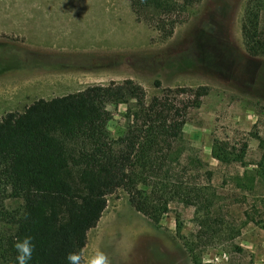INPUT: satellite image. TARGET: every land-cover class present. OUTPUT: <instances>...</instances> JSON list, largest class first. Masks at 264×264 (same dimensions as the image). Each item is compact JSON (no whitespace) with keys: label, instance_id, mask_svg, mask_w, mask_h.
I'll list each match as a JSON object with an SVG mask.
<instances>
[{"label":"rangeland","instance_id":"374dc122","mask_svg":"<svg viewBox=\"0 0 264 264\" xmlns=\"http://www.w3.org/2000/svg\"><path fill=\"white\" fill-rule=\"evenodd\" d=\"M15 1L0 0V116L22 111L38 98L126 78L140 84L147 99L168 88H208L199 105L188 108L182 140L174 145L182 151L181 158H197L206 165L196 171L182 160L189 179L215 193L212 211L223 220L219 237L211 245L197 242L200 213L193 206L171 202L156 223L135 211L126 193L117 189L88 230L82 253L100 248L111 264H264V178L258 176V164L264 165V57L248 55L243 46L247 0H201L177 17L181 22L167 39L153 22L138 21L132 12L129 35L116 37L113 50L41 60L52 65L46 70L77 71L76 76L44 77L45 82H24L30 62L38 58L3 33L10 28ZM256 8L264 20V8ZM123 21L127 29L122 19L115 20L116 29ZM126 108L124 103L107 105L111 138L125 131ZM215 142L227 144L228 158L241 160L219 163L212 155ZM208 169L213 172L210 180L204 173ZM20 204L12 196L5 201L8 208Z\"/></svg>","mask_w":264,"mask_h":264},{"label":"trees","instance_id":"16d2710c","mask_svg":"<svg viewBox=\"0 0 264 264\" xmlns=\"http://www.w3.org/2000/svg\"><path fill=\"white\" fill-rule=\"evenodd\" d=\"M128 1L136 20L153 22L167 39L181 22L177 17L201 0ZM262 5L264 0H247L241 22L244 49L254 57H264V20L256 10ZM207 89L168 88L147 99L142 86L126 78L38 98L22 111L0 116L1 263L15 264L14 241L31 235L29 264H67L66 254L82 253L88 230L117 189L126 193L135 211L156 223L171 202L195 207L200 213L197 242L211 245L223 223L212 211L215 193L190 180L182 160L196 171L206 165L197 158H181L182 151L174 145L182 140L188 108L198 106ZM117 103L127 104L128 122L122 135L111 138L107 105ZM227 148L215 142L214 159L221 164L241 160L228 158ZM258 165V176L264 178V165ZM204 173L210 180L213 172ZM10 196L21 201L19 207L5 206Z\"/></svg>","mask_w":264,"mask_h":264},{"label":"crops","instance_id":"0c3cea01","mask_svg":"<svg viewBox=\"0 0 264 264\" xmlns=\"http://www.w3.org/2000/svg\"><path fill=\"white\" fill-rule=\"evenodd\" d=\"M16 0L8 30L17 48L35 54L36 62L24 82H45L44 77L76 76L77 71L46 70V58H67L90 51L114 49L116 37L124 40L129 35L130 20L134 15L128 0ZM122 17V18H120ZM124 21L116 29L115 20ZM78 72V75L82 74ZM28 80H27V79ZM67 79L64 78L63 81ZM60 96V95H59ZM55 97V96H54Z\"/></svg>","mask_w":264,"mask_h":264},{"label":"clouds","instance_id":"9594fccd","mask_svg":"<svg viewBox=\"0 0 264 264\" xmlns=\"http://www.w3.org/2000/svg\"><path fill=\"white\" fill-rule=\"evenodd\" d=\"M15 264H29L33 257L34 243L31 235L18 237L13 244ZM67 264H111L110 257L100 248L85 255L79 251H71L65 257Z\"/></svg>","mask_w":264,"mask_h":264}]
</instances>
